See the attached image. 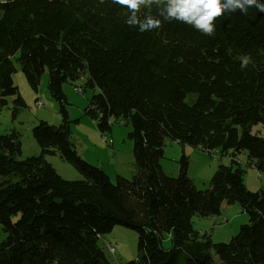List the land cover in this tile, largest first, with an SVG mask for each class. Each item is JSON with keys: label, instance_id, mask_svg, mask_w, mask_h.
<instances>
[{"label": "trees", "instance_id": "16d2710c", "mask_svg": "<svg viewBox=\"0 0 264 264\" xmlns=\"http://www.w3.org/2000/svg\"><path fill=\"white\" fill-rule=\"evenodd\" d=\"M126 17L112 0L0 2V113L9 97L14 116L25 106L14 61L34 85L48 73L63 112L62 86L85 78L96 90L86 114L101 131L112 118L131 125L137 167L112 182L80 157L66 118L33 128L39 157L18 160L20 135H0V264H115L99 245L115 226L138 234L141 257L129 264H264V190L249 191L243 179L252 166L264 175V137L254 132L264 129V12L226 13L214 36L178 21L140 32ZM245 54L251 62L242 69ZM166 140L217 150L227 163L199 190L186 156L177 177L164 172L157 145ZM52 155L83 180L63 179L46 160ZM224 204H239L249 223L217 243L193 219L221 215Z\"/></svg>", "mask_w": 264, "mask_h": 264}, {"label": "rangeland", "instance_id": "374dc122", "mask_svg": "<svg viewBox=\"0 0 264 264\" xmlns=\"http://www.w3.org/2000/svg\"><path fill=\"white\" fill-rule=\"evenodd\" d=\"M5 1L7 0H0V2ZM14 64L16 72L13 75V81L20 91L25 106L14 116L15 98H8V105L0 113V135H9L12 132L20 135L21 154L18 155V160L40 156L41 148L32 134L33 128L40 121L60 126L66 118L70 121L71 142L83 160L102 168L112 182H116L117 176L131 179L136 174L134 143L129 138V134L132 132L131 125H126L121 119L112 118L110 131L99 129L97 122L86 114L96 90L85 86V78H81L75 84L66 83L62 86L66 98L63 112L61 102L50 92L47 72L41 74L37 84L34 85L24 72L21 62L14 61ZM258 130H261L260 134L264 137V129L258 126L255 127L254 132L256 133ZM167 142L172 141L166 140ZM157 146L162 154L164 145L158 144ZM171 147H166L168 152L161 160L164 172L170 177H177L180 172V161L183 156H186L189 161L188 176L199 190L209 189L210 182L219 165L227 163L226 160H221L220 156L222 155L217 150L202 152L174 143H171ZM46 160L53 165L63 179L83 180L79 171L59 155L47 156ZM245 160H243L244 163L247 162ZM243 179L249 191L256 193L264 190V175L258 171L247 168L244 171ZM223 218L227 220L222 222ZM247 223H249V217L243 213L239 204L223 208L221 215L218 216L195 217L193 219L194 229L200 233H207L217 243L230 242L232 237L238 234L240 227ZM6 237L7 234L3 231L0 223V244ZM105 241L114 246V254L105 248ZM163 244L166 248L170 247L171 243L168 237ZM99 245L103 248L107 258L115 264H129L141 257L138 250V234L129 228L115 226L110 234L100 239Z\"/></svg>", "mask_w": 264, "mask_h": 264}, {"label": "clouds", "instance_id": "9594fccd", "mask_svg": "<svg viewBox=\"0 0 264 264\" xmlns=\"http://www.w3.org/2000/svg\"><path fill=\"white\" fill-rule=\"evenodd\" d=\"M112 3L127 9L126 24L140 32L158 29L164 22L178 21L207 36L215 35V21L226 13L239 11L247 15L253 7L264 12V0H112ZM239 59L242 69L251 62L248 54Z\"/></svg>", "mask_w": 264, "mask_h": 264}, {"label": "crops", "instance_id": "0c3cea01", "mask_svg": "<svg viewBox=\"0 0 264 264\" xmlns=\"http://www.w3.org/2000/svg\"><path fill=\"white\" fill-rule=\"evenodd\" d=\"M170 143V144H169ZM171 143H173V142H167L166 144H165V148H164V150H163V148H162V155H166L167 154V152H168V149L166 148V147H168V146H170L171 147ZM175 144V143H174ZM172 148V147H171ZM174 150V149H173ZM263 190V189H262ZM225 207H227V208H229L230 206H228V205H226V204H224L223 205V208H225ZM223 208H222V211H223ZM226 218H223L222 219V222L225 220ZM227 220V219H226Z\"/></svg>", "mask_w": 264, "mask_h": 264}, {"label": "built area", "instance_id": "2783aa9c", "mask_svg": "<svg viewBox=\"0 0 264 264\" xmlns=\"http://www.w3.org/2000/svg\"><path fill=\"white\" fill-rule=\"evenodd\" d=\"M41 105V104H40ZM104 140H106V139H104Z\"/></svg>", "mask_w": 264, "mask_h": 264}]
</instances>
